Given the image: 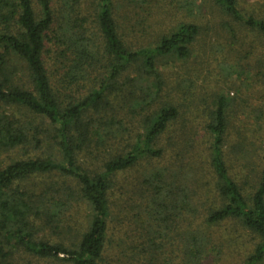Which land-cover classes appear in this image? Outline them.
<instances>
[{
  "label": "trees",
  "instance_id": "obj_1",
  "mask_svg": "<svg viewBox=\"0 0 264 264\" xmlns=\"http://www.w3.org/2000/svg\"><path fill=\"white\" fill-rule=\"evenodd\" d=\"M161 4L192 21L149 44L147 19ZM247 4L0 0V157L8 159L0 160V264L21 255L53 264H227L244 237L251 250L241 264H264V147L254 150L264 145V10ZM200 38L228 46L217 52L224 77L209 76L217 88L199 108L188 103L193 95L168 93L161 69L195 59ZM129 121L141 129L133 139L124 136ZM231 130L248 143L231 142ZM198 134L205 161L193 151ZM54 175L61 181H45ZM80 203L89 211L83 232L68 244L38 239L45 226L68 234Z\"/></svg>",
  "mask_w": 264,
  "mask_h": 264
},
{
  "label": "rangeland",
  "instance_id": "obj_2",
  "mask_svg": "<svg viewBox=\"0 0 264 264\" xmlns=\"http://www.w3.org/2000/svg\"><path fill=\"white\" fill-rule=\"evenodd\" d=\"M247 4V8L248 6H252L254 10L259 11L260 8H263L264 10V0H248ZM154 6V5H152ZM165 8H164V7ZM161 7H163V9H161ZM154 13H149L151 14V16H149V19H147V24L150 25V27H147L148 29L146 30V38L144 40H146V42H150L151 43H155L157 41V39L159 38V36L166 34L167 32H169L170 30L173 29V27L179 23L180 21L184 22H188V21H192V17H187V15H183V14H179L176 13L175 10H173L170 5H165V4H161L157 6V10H152ZM207 13V11H205ZM142 15H145L144 13ZM147 15V14H146ZM145 15V17H146ZM214 19H212L213 21ZM210 21V19H209ZM204 23V22H203ZM202 23V24H203ZM214 26V25H213ZM215 36H217L216 34H214ZM218 39V37H216ZM216 38H212L210 41V46L208 48L207 45L204 44V42L202 41V38L199 39L198 42V47L195 50V59L193 60H188L187 62H184L182 64H178L177 62H173L170 65H167L166 67H164L163 69H161V72L164 74V78L167 80V84H168V93H170L172 96H176L177 93L184 94L185 96H188V99L191 100L190 96L193 95V98L190 102L188 103H193L194 105L202 106V103L200 101V99L204 96V94L206 92H211L214 90V88H217L216 85H214L213 83H209L208 82V78L210 76V78L213 80L214 78L216 79V81L218 79H222V77H224V72L220 70V67L218 65V63L220 62V58H221V54H218L217 52L221 49H226L228 44L224 41L221 40H215ZM136 39V37H135ZM143 40V39H142ZM136 42V41H135ZM236 45V44H234ZM238 47V46H237ZM234 48L235 50H239L238 48ZM210 50V51H209ZM220 64V63H219ZM243 67H246L247 64L241 63ZM47 66L49 68V70H51V63L47 62ZM230 75V74H229ZM250 77V75H249ZM231 79V78H230ZM241 81L243 83L249 84V81L247 80L246 76H241ZM235 81V79H233V82ZM189 82H193L194 83V87L190 88L189 86ZM237 83H239V81H236ZM231 84V83H229ZM229 84H225L224 87L228 86ZM235 90L236 87H234L233 89H231V91L229 92V96L230 97H234L235 96ZM243 97V94H242ZM200 108V107H199ZM206 116V112L202 111L198 114L197 112V120H196V124L199 125L203 122L204 118ZM130 118V117H129ZM251 120H249L247 122L246 125H249V122ZM131 124V129L133 131H130L129 133H124L125 138H129V139H133L134 138V134H137V132H140V127H139V123L136 122H130ZM235 127L239 128L241 127V121L240 120H235L234 122ZM191 136V135H190ZM194 138V141L196 146L197 144H199L201 146V149L198 147V150H193L197 156H200V158H202V160L205 161L204 156L206 154L203 153L207 151V146L208 145H204V138L200 137L199 134L197 136L193 135L191 136ZM179 138L176 139V141ZM230 140L233 143H236L241 141L244 143H248V140H244L242 141V135L237 133V136L235 134L234 130H231L230 133ZM178 144L177 143V147L175 150H177L178 148ZM260 144V145H259ZM257 143L256 147L254 148V150L256 149V151H258V153H262V149L264 147V145H262L261 143ZM252 149H250L251 151ZM181 151H184L183 149H181ZM169 153H165L166 157L169 158L170 156H172L170 151H168ZM252 152V151H251ZM40 153V151H39ZM19 156H22V152L18 153ZM107 155L104 152H101L99 155H97L99 157V161L102 162L104 160L103 156ZM253 155V152H252ZM175 157V156H173ZM1 161H8L7 156L6 155H2L0 157ZM251 161V160H250ZM257 161V159H256ZM255 159L254 162L251 161V168L255 169L257 166ZM95 164H99L98 162H94ZM145 162H142L141 164H143ZM204 165V164H203ZM203 167V166H201ZM139 168V167H138ZM237 168V167H234ZM251 170V169H250ZM250 170H247V172L251 174ZM240 169L237 168L236 172H239ZM133 171L128 172L125 174V177L130 178L131 175H133ZM121 181L125 182L126 180L123 178H120ZM48 183H55V182H60L61 178L57 175L51 176L49 178H47L45 180ZM73 206H77L79 208H77L73 215H74V222L70 225L71 226V230L70 232L67 234L66 231L61 230V231H55L54 229H52L49 226H45L42 227V230L40 231V233L38 234V239L41 240H46L50 243H60L63 242L65 244L69 243V235H73L76 236V234H80L81 232H83V230L85 229L86 226V222H87V215H89V211L87 209V206H85L83 203L80 204H76ZM72 214V211H71ZM247 240H249V238H247ZM235 248V249H234ZM251 250V242H249L248 244H246V237L243 238L241 244L239 243L236 246H233L232 248L229 249V253L227 256H225V260L227 264H241L243 262V260L245 259L246 255L249 254ZM15 263L18 264H53L50 262H42L39 261L36 258H32L26 255H21L18 256L17 259L15 260ZM211 264H215V263H211ZM224 264V263H222Z\"/></svg>",
  "mask_w": 264,
  "mask_h": 264
}]
</instances>
